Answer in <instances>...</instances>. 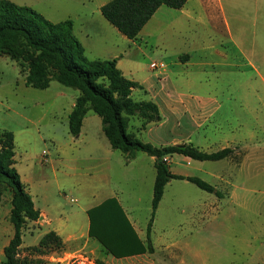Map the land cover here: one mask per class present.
Segmentation results:
<instances>
[{
  "label": "rangeland",
  "instance_id": "obj_1",
  "mask_svg": "<svg viewBox=\"0 0 264 264\" xmlns=\"http://www.w3.org/2000/svg\"><path fill=\"white\" fill-rule=\"evenodd\" d=\"M11 1L30 6L47 19L60 22L70 19V16L76 18L82 11L95 10L99 3L111 0ZM197 1L192 0L186 6L187 13L201 19L227 14L243 46L252 48L258 57L264 58V0ZM166 9L178 13L177 10ZM217 25L219 27L211 29L206 26L207 30L193 26L188 32L197 38L207 35L215 39L214 45L225 53V59L234 63L233 69L238 75L230 79L233 87L228 85L232 97L226 98L230 96L226 91L227 85H220L219 88L225 92L221 97L223 106L207 126L195 128L190 114L180 119L169 116L160 132L164 133L162 140L166 141L191 136L196 146L208 152L220 150L242 138L245 141L232 145L236 148L235 155L228 160H192L188 163L182 160L183 155H172L170 168L186 176L200 177L212 185L217 184L223 196L218 197L190 181L173 179L165 187L154 218L152 201L156 170L147 160L139 158L129 168L131 177L126 178L123 170L128 169L126 165L130 162L122 152L115 150L117 155L113 159L118 162H114L113 171L106 175L96 172L94 176L84 173L90 162L83 154L79 159L80 175H62L63 168L58 165L55 155L49 158V151L54 150L53 140H64V122L68 123V119L63 110L70 106L71 95L78 91L57 81H53L50 89L29 87L25 84L26 66L12 59L8 53L0 55V132L8 130L15 134L16 164L23 180L31 179L33 182L38 207L54 214L56 205L66 212L79 211L82 224L87 220L83 208L117 193L125 204L133 208L145 239L153 218L151 239L155 253L146 264H264V84L259 74L245 65L228 42H219L224 30L220 23ZM195 42L198 43V39ZM206 53L201 54V50L195 49L181 55L182 62L190 63L183 67L184 70L199 73L201 80L224 76L226 66L217 62L204 64L208 58L219 60L217 55ZM203 55L207 57L205 60ZM169 60L159 54L145 53L134 59V63L143 70L151 62L167 63ZM62 89L68 96L57 98ZM87 118L85 132L105 137L100 116L90 110ZM217 122L223 125L218 132L215 129ZM239 122L246 125L245 128L249 127L244 133L234 131ZM141 127L142 120L137 116L131 117L128 131L144 142L157 144L153 139L157 130L151 135ZM142 156L147 157L140 152ZM214 170H218L222 177L216 179L208 174ZM12 195V190L5 183H0V264L4 262V246L13 227L7 216L8 199ZM40 230L42 227L25 228V245L35 243ZM30 256L27 257L35 259L37 255L31 253ZM75 260L77 264H97V260L87 254L79 255ZM114 260L109 256L107 262L111 264ZM120 261L115 260L112 264H123Z\"/></svg>",
  "mask_w": 264,
  "mask_h": 264
},
{
  "label": "trees",
  "instance_id": "obj_2",
  "mask_svg": "<svg viewBox=\"0 0 264 264\" xmlns=\"http://www.w3.org/2000/svg\"><path fill=\"white\" fill-rule=\"evenodd\" d=\"M188 0H111L102 8L104 17L130 39L140 31L161 7L181 9ZM8 53L22 66H26L25 84L36 89L49 88L52 81L78 90L80 93L68 114L69 131L73 136L81 133L89 110L101 118L102 130L111 147L121 151L127 162L138 152L155 158L156 177L153 196V218L163 197L166 185L173 179L187 180L218 197L223 192L197 176L175 174L170 169L168 156L180 154L197 161H219L235 155V149L225 147L208 152L194 143L165 146L144 142L128 131L130 119L142 120V129L149 123L160 121L159 106L152 100L138 101L132 96L135 88L142 86L124 76L115 59H89L85 48L74 33V22L66 19L53 22L30 6L0 0V55ZM0 183L12 192L10 221L14 235L4 248L3 264H35L40 259L21 257L23 231L28 221H37L41 211L22 182L15 167V135L12 131L0 132ZM89 235L96 238L107 254L115 258L154 253L151 239V219L146 239L143 241L123 207L115 197H110L87 211ZM64 242L55 231H49L38 245L30 247L35 255L59 251ZM97 264H105L97 260ZM70 264H77L72 260Z\"/></svg>",
  "mask_w": 264,
  "mask_h": 264
},
{
  "label": "crops",
  "instance_id": "obj_3",
  "mask_svg": "<svg viewBox=\"0 0 264 264\" xmlns=\"http://www.w3.org/2000/svg\"><path fill=\"white\" fill-rule=\"evenodd\" d=\"M191 1L192 0H188L185 6L181 9H174L177 10L178 13L166 9L169 7L161 6L135 39H130L125 36L104 17L101 8L107 2L99 3L95 10H88L86 12L82 11L76 16V18L75 16H70V19L74 22V33L85 48L86 56L91 60H108L116 58L118 60V67L122 70L124 76L138 82L142 86V88L133 89L132 96L134 99L138 101L152 100L159 106L162 119L158 122L149 123L145 129V131L151 135L157 130V133L153 135V139L156 140L157 144L155 145L158 146L189 142L194 143L191 136L187 138L176 137L168 141L162 140V135L164 133H161L160 130L166 125V120L169 116L180 119L183 115L190 114L192 115V122L195 128L202 129L207 126L213 118H215V115L223 106L221 97L225 96V92L222 88H219V86L227 85L226 91H228L227 94H230V96H227L226 98L232 97V91L228 90V85L233 87L232 80L230 79L231 77L238 75V72H235L233 69L234 63L232 64L225 59V53L214 45L215 39H212L207 35H200L199 38H197L196 35H190L188 31H190L193 26H198V28L202 27L207 30L206 26H209L211 29L213 27H219L217 24L220 23V26L224 30V35L219 42H222L223 40L228 42L227 44H230L231 48L236 50L237 56L245 61V65H247L253 72L259 74L260 79L264 84V58L258 57L252 48H246L243 46L239 35L233 30L230 17L227 16V14L206 17V19L193 16L187 13L185 9ZM214 24H216V26H214ZM196 39H198V43L195 42ZM195 49L201 50V54L207 52L209 56L214 54L217 55L219 60L212 61L209 58L206 59L207 57L203 55L204 60L206 59L204 64L217 62V64L226 66L227 71L225 74L223 73L224 76L206 77L201 80L199 78V73L186 72L183 67L187 66L189 62H182L180 56L184 53L189 54L190 52L195 51ZM145 53L153 56L159 54V56H162L163 58H169L170 60L167 63L165 62L166 65L168 64V67L166 66L164 70H158L156 72L150 67L151 62L148 67L141 70L134 63V59L137 60L139 56H143ZM125 68L126 70H124ZM52 84L53 81L47 89H50ZM79 93L80 92L78 91V93L75 92L71 95L70 106L63 110L66 119H68V114L72 110ZM62 96H68L65 89L58 92L56 97L59 98ZM162 105L165 107V112L163 111ZM89 113L90 110L84 119L83 127L79 136H73L70 133L69 123L65 121L64 140L60 142L53 140L54 150L49 151V158L50 155L52 157H54V155L57 157L58 165L63 168L62 175L69 177L80 175L82 168L79 166V159L83 154L87 155L88 160H86L90 162V166L87 168V171L84 172L85 174L91 173L92 175L94 174V176L96 172L97 174L102 172L105 175L107 173L109 174L113 171L114 162H118V160L113 159L117 155V151L111 147L105 134V137H103L101 134L94 136L85 132V125ZM245 127L246 125L239 122L234 131H237L236 133H244L245 129L249 128ZM222 128L223 125L220 124V122L215 124L217 132ZM16 140L17 139H15V167L20 174L16 164ZM243 140L245 141V138H242L239 142H231L232 144L228 142L229 144L223 146V148H234L232 146L233 144L239 145ZM142 154L146 153L142 152ZM146 156L147 157H140V152H138L136 158L130 162V165H126V168L128 169L123 170V176L126 178L131 177L132 170L129 168H131L130 166L132 164H136L139 158L147 160L149 164L155 168V158L147 154ZM229 158L225 159L228 160ZM172 159V156H168L170 163H172ZM182 160H187L188 163L192 161V159L184 156H182ZM170 169L175 174H181L174 171L172 168ZM208 174L216 179L220 176L222 177L218 170L212 172L209 171ZM20 177L25 184L27 191L32 196L35 206L41 211V218L37 221H28L26 228L42 227V230L37 233V240L35 243L25 245L23 239V244L21 246V252H24L23 257L31 255L29 250L30 247L38 245L44 234L49 231H55L61 236L64 242V247L59 251H50L47 254L37 255L35 259H40L41 262L35 264H70L72 260L77 259L79 255L83 256L85 254L96 260L103 261L105 264H109L107 259L112 255L107 254L98 240L89 235L90 220L87 213L88 209L102 203L105 199L100 200L93 206L83 208V212L87 215V220L85 219L84 222L80 224L79 211L66 212L56 205V212L54 214L46 208L38 207L36 204V197L38 195L36 194V191H33V182L31 179L23 180L21 174ZM214 186L218 188L217 184ZM110 197H115L119 201L134 229L144 241L145 237L141 234L138 219L134 214L133 208H131L129 204H125L118 197L117 193L111 194ZM71 200L72 202L76 201V199ZM8 202L10 203L7 209V216L9 217L12 209V197L8 199ZM13 235L14 226L10 230V235L4 248L9 244ZM154 253L114 258L115 260H121L120 262L123 264H146L147 261L150 260V256L154 255ZM115 260L111 262L113 263Z\"/></svg>",
  "mask_w": 264,
  "mask_h": 264
},
{
  "label": "built area",
  "instance_id": "obj_4",
  "mask_svg": "<svg viewBox=\"0 0 264 264\" xmlns=\"http://www.w3.org/2000/svg\"><path fill=\"white\" fill-rule=\"evenodd\" d=\"M166 66L167 65L164 61L152 62L150 65L153 70H164Z\"/></svg>",
  "mask_w": 264,
  "mask_h": 264
},
{
  "label": "water",
  "instance_id": "obj_5",
  "mask_svg": "<svg viewBox=\"0 0 264 264\" xmlns=\"http://www.w3.org/2000/svg\"><path fill=\"white\" fill-rule=\"evenodd\" d=\"M41 218V217H40Z\"/></svg>",
  "mask_w": 264,
  "mask_h": 264
}]
</instances>
